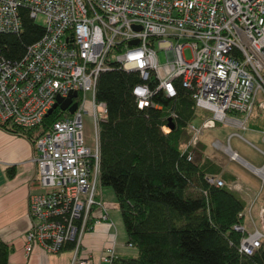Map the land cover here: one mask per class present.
Returning a JSON list of instances; mask_svg holds the SVG:
<instances>
[{"label":"built area","instance_id":"2783aa9c","mask_svg":"<svg viewBox=\"0 0 264 264\" xmlns=\"http://www.w3.org/2000/svg\"><path fill=\"white\" fill-rule=\"evenodd\" d=\"M20 10L32 21L43 16V34L18 61L0 53V128L6 123L34 128L57 97L76 94L75 111H63L67 115L33 143L35 188L27 199L25 255L35 247L57 254L71 244L75 256L84 234L106 219L97 151V125L106 111L95 100L94 87L111 64L137 74L140 83L131 91L137 110L160 109L152 98H173L177 83L195 109L207 114L198 126L187 125L190 135L182 148L187 161L202 131L217 123L245 130L253 110L264 118V0H0V34L19 32ZM167 112L168 120L175 118ZM85 117L91 123L88 138ZM258 132L264 146V121ZM213 148L264 182V163L255 168L229 147ZM254 149L264 159V152ZM207 182L222 186L216 178ZM251 205L238 218L250 219ZM258 214L259 227L246 228L244 222L233 227L242 234L239 253L251 255L264 243V208ZM109 241L100 256L106 264L114 258L112 237ZM71 264L86 261L74 257Z\"/></svg>","mask_w":264,"mask_h":264},{"label":"trees","instance_id":"16d2710c","mask_svg":"<svg viewBox=\"0 0 264 264\" xmlns=\"http://www.w3.org/2000/svg\"><path fill=\"white\" fill-rule=\"evenodd\" d=\"M18 13L19 32L0 34V53L9 61H18L25 48L43 34L25 10ZM139 83L136 73L111 64L98 74L94 87L95 100L106 111L97 125L98 183L112 190L126 243L136 251L134 258H113L110 264H264V243L251 255L238 252L242 234L233 227L243 224L238 214L244 202L227 187L233 177L202 157L201 143L188 150L190 161L182 152L190 135L187 125L200 117L189 93L176 83L173 98L160 94L152 98L160 109L140 111L131 94ZM167 111L175 115L171 125ZM64 115L55 110L34 128L6 123L0 129L33 145ZM263 121L260 117L258 127ZM6 177H13L11 168ZM210 177L222 186L208 183ZM65 249L70 250L71 244ZM8 252L0 242V264H7Z\"/></svg>","mask_w":264,"mask_h":264},{"label":"crops","instance_id":"0c3cea01","mask_svg":"<svg viewBox=\"0 0 264 264\" xmlns=\"http://www.w3.org/2000/svg\"><path fill=\"white\" fill-rule=\"evenodd\" d=\"M33 156L34 150L31 142L0 129V242L9 248L7 264H71L74 257L77 261L85 260L86 264H106L101 261L100 256L109 246L110 237L113 240L115 259L136 256L135 249L126 243L114 197L112 200L108 192L102 194V191L101 201L104 205L102 214L106 216V219L99 221L84 234L80 249L75 256L68 249L57 254H47L36 247L25 255L23 237L29 225L27 199L29 193L35 188V170L31 161ZM9 168L13 171L12 178L6 177V170ZM222 171L233 177V181L227 184L229 189L232 185L239 186L233 174L223 168ZM232 187L234 190H231L237 193L244 204L252 200L250 193L254 192L249 188L242 184L239 186L240 190ZM262 204H259V207L264 208Z\"/></svg>","mask_w":264,"mask_h":264},{"label":"rangeland","instance_id":"374dc122","mask_svg":"<svg viewBox=\"0 0 264 264\" xmlns=\"http://www.w3.org/2000/svg\"><path fill=\"white\" fill-rule=\"evenodd\" d=\"M33 22L40 27L44 26V18L41 15L36 16L33 19ZM184 57L187 60L189 59L188 51H184ZM157 58L160 64L164 63L162 52L157 53ZM198 114L200 117L192 121V124L195 127L199 125L201 116H205V115L207 116V114L202 111H199ZM260 117H261V113H258L256 110H253L251 115V120L247 124V129L241 130L236 128H230L227 125L217 123L214 128L202 131L197 138V141L201 143L204 147L203 155L201 154L202 157L210 158L212 159V161L214 160V162L219 167H221V170L222 168L226 169V171H228L229 173L235 176L237 182L239 183V186H241L242 184L243 186L249 188L254 192L253 194L250 193L252 198V200L250 201L252 202L251 205L252 210L250 213L251 218L248 219L246 218V215H244L245 219L243 221L245 227L250 229L260 226V217L258 214V210H259V204H262V202L264 201V182H261L259 178H255L253 175H251L239 163L228 161L226 154L221 150L213 148V144H219L224 147H229L230 150L234 151L237 154V156L243 161L247 162L248 164H250L255 168L261 167L264 163V159L254 149L256 148L264 152V146L261 141V135L258 132L260 127H258L257 124ZM83 123H84L83 132L85 137L88 138L89 135L91 134V123L89 122L87 117L84 118ZM253 123H255V125H253ZM239 137H241V139ZM198 146H200V144H198ZM194 157L196 158V154H194ZM216 178L219 179L218 176ZM232 186H234L237 190L241 189L238 185L237 187L236 185H232ZM232 186L230 187L231 189H233ZM99 188H101L102 194L103 192L104 193L108 192V194L111 195L113 200V193L109 187H99ZM250 202L248 204H244V208L248 206ZM256 209L258 210L257 213L255 214Z\"/></svg>","mask_w":264,"mask_h":264},{"label":"water","instance_id":"95a60500","mask_svg":"<svg viewBox=\"0 0 264 264\" xmlns=\"http://www.w3.org/2000/svg\"><path fill=\"white\" fill-rule=\"evenodd\" d=\"M131 45L135 44V42H131ZM76 98L75 93H71L68 95V97L64 100H61L60 98L55 99V103L51 106V108L46 112L45 117L49 116L50 113L58 108L60 111H67L68 114H72L76 109V103H72V99ZM168 125H171L170 120H167Z\"/></svg>","mask_w":264,"mask_h":264},{"label":"bare ground","instance_id":"6f19581e","mask_svg":"<svg viewBox=\"0 0 264 264\" xmlns=\"http://www.w3.org/2000/svg\"><path fill=\"white\" fill-rule=\"evenodd\" d=\"M222 150H224V151H225V148H224V149H222Z\"/></svg>","mask_w":264,"mask_h":264}]
</instances>
